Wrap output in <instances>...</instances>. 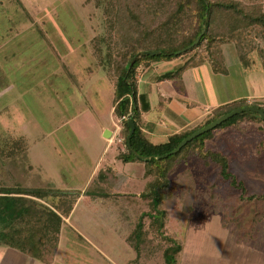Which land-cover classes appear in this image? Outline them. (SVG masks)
Segmentation results:
<instances>
[{
	"label": "rangeland",
	"instance_id": "obj_1",
	"mask_svg": "<svg viewBox=\"0 0 264 264\" xmlns=\"http://www.w3.org/2000/svg\"><path fill=\"white\" fill-rule=\"evenodd\" d=\"M258 2L264 9V0ZM102 8L95 0H0L1 182L43 189L54 187L51 183L57 179L81 189L74 193L90 183L87 188L93 187L86 181L95 165L101 167L97 159L102 142L96 132L102 122L99 134L110 127L113 149L124 151L121 123L113 115V81L97 52L98 38L106 33ZM226 45L236 51L232 43L221 47ZM255 46L264 51L262 42L256 40ZM100 47L104 55L106 46ZM258 50L247 59H259ZM201 51L185 57L189 61ZM206 148L227 156L244 192L231 187L216 165L195 153L170 162L166 192L180 199L165 209L164 234L172 235L181 248L185 228L196 218L220 222L239 242L264 240V200L246 197L264 195V122L216 129ZM136 163L133 169L117 163L119 178L131 182L116 186V197L73 196L77 204L63 219L53 255L56 264H130L137 257L126 238L148 211L147 201L139 196L152 178L143 177V161ZM143 222L150 245L157 249L142 264H162L164 241L148 229L147 217ZM207 245L198 248V257L212 254L205 252ZM143 254L138 257H147ZM173 257L174 264H182L179 252Z\"/></svg>",
	"mask_w": 264,
	"mask_h": 264
},
{
	"label": "trees",
	"instance_id": "obj_2",
	"mask_svg": "<svg viewBox=\"0 0 264 264\" xmlns=\"http://www.w3.org/2000/svg\"><path fill=\"white\" fill-rule=\"evenodd\" d=\"M97 7H103L105 36L100 39L97 47L99 62L108 66L107 71L113 81V115L120 120L121 143L124 151H118L117 159L122 163L143 161L144 178H152L145 184L139 197L147 201L148 211L142 213L134 229L126 238L130 248L139 254H155L157 245H150L148 232L144 229L143 219H149L148 229L161 237L165 247L162 250L163 264H174L173 255L180 251L172 235H165L167 207L178 201L177 196L169 195L167 166L170 162L186 159L195 153L205 161L218 167V175L236 189L244 192V187L230 170L229 160L221 152L206 148V142L212 138L219 128H229L243 121H262L258 114L243 112L222 122L216 128L199 135L186 143L180 150L166 158L157 160V156L165 155L194 131L204 127L230 111L245 106H254L264 113V105L246 102H234L213 110L211 115L198 127L190 132L169 136L164 143L153 144L142 132L139 124L142 109L138 105L136 93V74L138 68L163 59L170 60L199 50L200 55L193 56L176 71L164 76L169 78L179 75L187 68L207 61L214 72H223L221 45L233 44L241 61L254 50H258L255 41L264 44V9L258 0H95ZM204 30L198 43L190 47ZM106 46L102 55L100 45ZM190 47V48H188ZM159 51L157 56L141 55V52ZM258 57L264 69V51L258 50ZM134 63L129 67L132 59ZM103 62V63H102ZM0 78V88L2 87ZM145 111L147 108H145ZM128 117L134 123L135 130L130 137V146L134 156L126 145L129 133ZM140 157H150L144 160ZM110 169L100 170L94 180L93 187L83 192H64L55 187L28 188L14 182L0 181V245L15 249L37 261L49 264L58 246V234L63 219L69 217L75 199L74 195L108 200L119 195L116 188L121 182ZM119 181V183H118ZM73 194V195H72ZM184 199L186 195L184 194ZM182 196V198H183ZM248 200L263 198L248 195ZM192 202V197L187 198ZM49 200V203H48ZM43 201L45 203H43ZM42 202V203H41ZM166 205V208L163 206ZM190 206V205H188ZM189 211L190 207L187 208Z\"/></svg>",
	"mask_w": 264,
	"mask_h": 264
},
{
	"label": "crops",
	"instance_id": "obj_3",
	"mask_svg": "<svg viewBox=\"0 0 264 264\" xmlns=\"http://www.w3.org/2000/svg\"><path fill=\"white\" fill-rule=\"evenodd\" d=\"M221 53L224 69L222 73L214 72L211 65L204 61L185 69L177 76L164 78L165 75L176 71L188 61L189 57L185 55L170 60H155L145 67L138 68L136 93L138 105L142 109L139 124L151 143L161 144L169 136L192 131L204 123L212 111L218 107L234 102L264 105V85L262 84L264 69L260 59L241 61L234 48L229 45L221 47ZM144 107L147 108L146 111ZM102 125L103 122L98 124L96 132L102 142V151L97 159L101 167L95 165L86 184L92 182L100 170L110 169L114 173L113 181L116 185V174L121 173L117 169V163L121 162L117 159V154L122 149L117 147L113 149L112 140L115 134L110 127H104L99 134V127ZM105 131H108V137H104ZM109 150H112L110 154H108ZM121 164L131 169L137 166L136 162H121ZM118 180L125 182V179ZM54 181L51 184L61 191L74 193L76 190H81L72 185L66 186L61 180ZM127 182L131 181L127 179ZM127 182L125 184H128ZM76 204L77 202L74 205ZM184 233V242L179 251L181 256L179 260H182V264H264V240L256 237L254 240L246 239L239 242L238 238L230 230L222 227L220 222L211 223L209 220L193 218L189 221ZM203 242L209 245L205 251L212 253L209 257L196 255ZM212 246L213 249H211ZM147 258L151 257H140L138 262H134L136 259L134 257L130 264H142ZM161 261L163 264L162 257ZM56 262V259H52L49 264H56ZM0 264L45 263L0 245Z\"/></svg>",
	"mask_w": 264,
	"mask_h": 264
},
{
	"label": "water",
	"instance_id": "obj_4",
	"mask_svg": "<svg viewBox=\"0 0 264 264\" xmlns=\"http://www.w3.org/2000/svg\"><path fill=\"white\" fill-rule=\"evenodd\" d=\"M204 30H202V32L200 33V35L197 37V39L193 42V44L190 46H194L198 43L200 37L202 36ZM188 47V48H190ZM141 55H149V56H157L160 54L159 51H154V52H141L140 53ZM135 61V58L132 59L129 67L132 66V64L134 63ZM243 112H253V113H256L259 115L260 119L264 122V113L261 109L257 108V107H254V106H245V107H239V108H236L232 111H230L229 113L227 114H224L222 115L221 117L217 118L216 120L210 122L209 124L205 125L204 127L194 131L192 134L188 135L187 137H185L178 145L177 147L172 150L171 152L165 154V155H161V156H157L156 159L157 160H160L162 158H166L168 155H171V154H174L176 152H178L180 150L181 147H183L186 143L190 142L192 139L198 137L199 135L203 134V133H206L214 128H216L218 125H220L222 122L228 120L229 118L237 115V114H240V113H243ZM127 125L129 127V133L127 134V137H126V145L127 147L130 149V151L132 152V154L134 156H137L136 152L132 150L131 146H130V137L131 135L133 134L134 130H135V126H134V123L133 121L131 120L130 117H128L127 119ZM105 135L104 137H108V131H105ZM140 158H143V157H140ZM144 160H150V157H145L143 158Z\"/></svg>",
	"mask_w": 264,
	"mask_h": 264
}]
</instances>
